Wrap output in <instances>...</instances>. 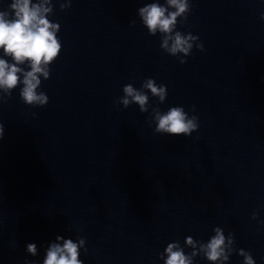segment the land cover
Masks as SVG:
<instances>
[{"label": "water", "instance_id": "water-1", "mask_svg": "<svg viewBox=\"0 0 264 264\" xmlns=\"http://www.w3.org/2000/svg\"><path fill=\"white\" fill-rule=\"evenodd\" d=\"M153 2L165 4H45L62 45L49 79L39 76L48 103L25 104L22 85L11 97L0 88V264H43L58 235L85 240L83 264H164L173 242L197 253L192 264H209L200 244L216 227L231 253L223 264H243L241 249L264 264V0H189L176 28L199 38L188 56L165 52L162 34L144 27L139 9ZM146 79L166 86L163 102ZM128 84L149 96L147 112L120 103ZM177 106L198 130L155 133V111Z\"/></svg>", "mask_w": 264, "mask_h": 264}, {"label": "clouds", "instance_id": "clouds-1", "mask_svg": "<svg viewBox=\"0 0 264 264\" xmlns=\"http://www.w3.org/2000/svg\"><path fill=\"white\" fill-rule=\"evenodd\" d=\"M49 0L33 3V0H11L8 10L0 11V50L5 57L11 58V63L0 58V88L6 90V94L11 97V90L22 85L20 97L27 105H45L48 97L43 92L37 94L36 89L41 84L39 76H44L45 80L50 77V65L59 57L62 45L57 38L59 24L52 23L47 18L50 7H45ZM69 7L71 4L68 5ZM63 8L64 5H61ZM170 9H173L170 11ZM191 11L189 0H165V4L158 2L146 4L139 9V15L148 33L155 36L161 33V48L172 56L177 53L190 55L193 43L199 41L197 36L183 34L177 31L178 17H182V22L187 21ZM185 13H188L185 15ZM14 14V15H13ZM264 20V15L261 16ZM134 23V22H133ZM170 45V46H169ZM199 51H204L201 43L196 44ZM186 60H180V64H185ZM27 64L30 70L25 71L18 65ZM142 87L147 89L152 96L158 97L161 102L165 100L167 88L164 85H157L153 79H146ZM124 97L120 103L127 107L130 102L139 104L141 112H147L146 107L149 96L142 90L135 89L132 84L123 87ZM131 98V101L130 99ZM195 111V108H192ZM154 123L156 124L155 133L161 135L190 137L199 128L198 117H191L185 112L183 107H171L166 113L161 114L155 111ZM4 125L0 124V140L4 136ZM253 219H257L253 213ZM215 235L205 244H200V251L209 264H217V261H227L228 253L225 251L226 237L221 228L213 229ZM233 235L229 233L227 239L232 243ZM186 244L192 248L196 243L192 237H187ZM62 241L63 243H59ZM85 244L84 239L78 243L72 239H65L56 236L55 242L48 245L43 264H83L78 259L79 249ZM26 251L33 257L37 254V245L29 243ZM87 249H85V253ZM197 253L193 251L191 256ZM166 259L164 264H192L191 256L186 255L178 243H169L165 249ZM239 255L244 257L243 264H255L252 254L239 250ZM163 259L164 256H161ZM29 264V261H25Z\"/></svg>", "mask_w": 264, "mask_h": 264}]
</instances>
